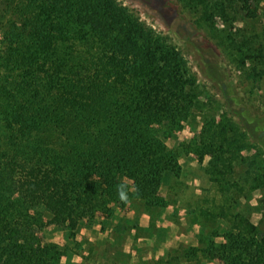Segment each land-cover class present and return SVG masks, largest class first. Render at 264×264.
<instances>
[{
    "label": "trees",
    "instance_id": "trees-1",
    "mask_svg": "<svg viewBox=\"0 0 264 264\" xmlns=\"http://www.w3.org/2000/svg\"><path fill=\"white\" fill-rule=\"evenodd\" d=\"M45 1L60 5L67 27L55 30L41 19L5 31L6 62L23 69L8 126L26 140L12 142L9 161L0 157V264H62L82 219L93 223L136 199L148 210L163 208L164 175L179 168L153 124L165 106L188 99L186 58L118 0ZM130 57L128 69L140 75L112 78ZM46 217L65 231L64 245L40 238ZM234 228L224 242L205 239L211 257L264 264V230L253 227L246 237Z\"/></svg>",
    "mask_w": 264,
    "mask_h": 264
},
{
    "label": "rangeland",
    "instance_id": "rangeland-1",
    "mask_svg": "<svg viewBox=\"0 0 264 264\" xmlns=\"http://www.w3.org/2000/svg\"><path fill=\"white\" fill-rule=\"evenodd\" d=\"M118 1L187 60L188 99L165 106L153 124L180 169L164 175L163 208L148 210L136 199L115 214L98 213L93 223L82 219L62 264H221L210 255L208 236L219 235L220 243L226 229L238 227L246 237L253 227L264 230V0ZM59 6L0 0V157L8 161L17 149L12 142L26 138L8 126L19 95L14 81L23 69L6 62L5 31L41 19L55 30L67 27ZM55 43L59 47L60 39ZM128 60L115 65L112 78L140 75L128 69ZM38 232L43 241L66 243L63 228L49 220Z\"/></svg>",
    "mask_w": 264,
    "mask_h": 264
}]
</instances>
